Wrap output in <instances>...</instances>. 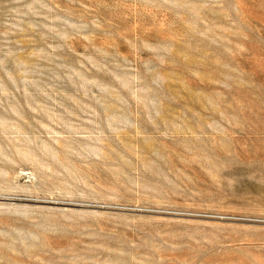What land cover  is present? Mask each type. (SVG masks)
Wrapping results in <instances>:
<instances>
[{"label":"rangeland","instance_id":"rangeland-1","mask_svg":"<svg viewBox=\"0 0 264 264\" xmlns=\"http://www.w3.org/2000/svg\"><path fill=\"white\" fill-rule=\"evenodd\" d=\"M0 264H264V0H0Z\"/></svg>","mask_w":264,"mask_h":264}]
</instances>
